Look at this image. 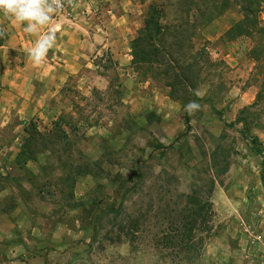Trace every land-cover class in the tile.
I'll return each instance as SVG.
<instances>
[{
    "label": "rangeland",
    "instance_id": "obj_1",
    "mask_svg": "<svg viewBox=\"0 0 264 264\" xmlns=\"http://www.w3.org/2000/svg\"><path fill=\"white\" fill-rule=\"evenodd\" d=\"M67 16L41 65L36 35L12 51L29 73L0 53V264H264V0H71ZM13 22L0 13V47ZM26 127L46 143L21 167Z\"/></svg>",
    "mask_w": 264,
    "mask_h": 264
},
{
    "label": "clouds",
    "instance_id": "obj_2",
    "mask_svg": "<svg viewBox=\"0 0 264 264\" xmlns=\"http://www.w3.org/2000/svg\"><path fill=\"white\" fill-rule=\"evenodd\" d=\"M65 6V0H0V13L11 17L15 22L25 25L24 31L36 35L34 45L28 49V58L35 66L41 65L57 40V29L47 27L53 16ZM47 28L41 33V29ZM3 32L0 30V35ZM199 96V90H194ZM201 110V105L195 100L185 105V111L194 115Z\"/></svg>",
    "mask_w": 264,
    "mask_h": 264
},
{
    "label": "crops",
    "instance_id": "obj_3",
    "mask_svg": "<svg viewBox=\"0 0 264 264\" xmlns=\"http://www.w3.org/2000/svg\"><path fill=\"white\" fill-rule=\"evenodd\" d=\"M74 12V11H73ZM72 16V15H70ZM14 21V20H13ZM14 30L12 31V35L9 36L8 42L6 44V46L0 47V53H5L4 57H5V61H4V65L6 66L8 72L6 75H16L17 71H21L22 72H27L24 69L18 68L17 62L16 60H14L12 51H27V47L29 45L28 43V33H26L23 29H24V25L19 24L17 22H13L12 23ZM74 25H76L73 21L72 18H70L67 15L64 14H58L57 13V19H55L54 22L51 23L52 27H55L57 29V31L62 32L63 34H69L72 32ZM64 52L66 53V55H69L67 62L69 64H71V60L72 59H79V53L75 51H71V50H64ZM15 53V52H14ZM29 73V72H27ZM70 74H73L75 72L70 71ZM6 75L3 77V81L6 79L8 81V76L6 78ZM18 76V75H16ZM15 76V77H16ZM17 79V78H16ZM33 79V78H32ZM22 81V80H20ZM5 83V82H4ZM13 85L15 87H18L17 83H13ZM4 87H7L4 84L0 85V95H3V99H5V97H7L6 92L3 94V89ZM11 90V89H10ZM6 91V89H5ZM9 93V91L7 92ZM11 95V93H9Z\"/></svg>",
    "mask_w": 264,
    "mask_h": 264
},
{
    "label": "trees",
    "instance_id": "obj_4",
    "mask_svg": "<svg viewBox=\"0 0 264 264\" xmlns=\"http://www.w3.org/2000/svg\"><path fill=\"white\" fill-rule=\"evenodd\" d=\"M161 14L157 13L156 18L160 19ZM237 29L241 28V24L236 26ZM139 44V39H135L132 42V56L134 57V62L135 60L138 59V54H137V47ZM0 46L2 44L0 43ZM186 121H188V114H186ZM237 122L239 123H245L244 119L238 118ZM57 125V124H56ZM24 132L27 134L26 140H24V143L20 149V151L17 153L15 162L19 166H24L28 162H33L37 160L38 155L42 154L43 152L40 150L39 146L40 144H45V134H42L39 132L35 127L32 128H24ZM51 133V132H49ZM44 142H43V141ZM253 140L255 141V146H256V151L258 154H261L262 149L257 146L258 139L256 137H253ZM263 179H264V166H263ZM210 209L208 208V211Z\"/></svg>",
    "mask_w": 264,
    "mask_h": 264
},
{
    "label": "built area",
    "instance_id": "obj_5",
    "mask_svg": "<svg viewBox=\"0 0 264 264\" xmlns=\"http://www.w3.org/2000/svg\"><path fill=\"white\" fill-rule=\"evenodd\" d=\"M70 6H71V0H65V6H64V8L61 11L57 12V13L58 14L67 15L69 13Z\"/></svg>",
    "mask_w": 264,
    "mask_h": 264
}]
</instances>
